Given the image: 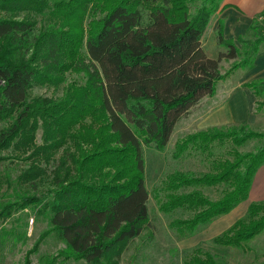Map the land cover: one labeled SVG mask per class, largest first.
Returning <instances> with one entry per match:
<instances>
[{
  "label": "trees",
  "instance_id": "1",
  "mask_svg": "<svg viewBox=\"0 0 264 264\" xmlns=\"http://www.w3.org/2000/svg\"><path fill=\"white\" fill-rule=\"evenodd\" d=\"M221 1L0 0V151L10 149L12 157L28 162L19 183L35 186L49 178L44 190L0 208V221L28 207L50 213V228L27 251L24 264L48 232L65 244L55 258L119 264L129 241L148 228L143 147L163 151L175 125L203 97L213 96L218 82L254 66L264 40L260 35L242 50L224 37L219 21L220 52L208 57L201 39ZM240 55L220 71L222 59ZM68 73L83 74L84 80L69 81L58 97L30 95L36 86L58 88ZM242 86L256 97L255 110L264 112V78ZM252 139L263 143L253 151L237 150ZM225 143L232 146L231 158L209 159L210 169L198 174L173 170L152 188L159 212L187 213L169 221L179 237L248 199L264 164V133L245 123L210 126L174 143V160L190 152L208 157L214 145ZM215 186L223 189L211 199L202 189ZM262 232L264 201H253L210 242L244 250ZM183 264L226 262L195 246Z\"/></svg>",
  "mask_w": 264,
  "mask_h": 264
},
{
  "label": "rangeland",
  "instance_id": "2",
  "mask_svg": "<svg viewBox=\"0 0 264 264\" xmlns=\"http://www.w3.org/2000/svg\"><path fill=\"white\" fill-rule=\"evenodd\" d=\"M199 5V1L191 4V12ZM255 26L238 38V47L246 50L255 39L264 35V28L258 20ZM208 32L206 33V37ZM264 42V40H263ZM261 46H264V43ZM236 44V45H237ZM222 59L219 63L220 71L225 72L232 63L240 60ZM245 71V70H244ZM243 70L236 71L229 78L216 84V92L212 97L205 96L193 107L187 117L182 118L174 127L170 139L163 151L152 147H143L144 154V180L149 191L147 207L149 212V224L140 236L132 239L127 244L120 256L119 264H183V260L195 246H201L204 250L211 252L226 264H258L264 260V232L248 243L246 249L222 248L212 245L211 238L227 227L236 219L243 216L247 206L252 201H264V164L258 169L249 197L246 201L236 206L230 213L214 219L210 224L200 228L189 237H179L171 229L169 221L176 216H186L187 213L176 212L164 215L157 210V205L152 197V188L162 178L173 170H184L196 174L210 169L209 159L231 158L229 150L230 143L224 145L216 144L211 156L190 152L180 160H174L171 153L177 139L187 133L204 129L209 126H230L231 124H248L252 129L264 133V112H257L254 108V100L246 88L241 87L240 78ZM84 80L83 74L68 73L66 81L58 88L51 86H36L31 89L30 95L41 98L58 97L62 94L63 86L69 81ZM5 122H0V128ZM41 130L37 131V142L40 143ZM260 139H252L244 145L237 147L240 152L253 151L262 145ZM60 151L56 153L58 157ZM9 150L0 151V208L7 202L13 201L23 194H31L44 190L48 186L49 178L37 181L35 186L21 184L17 176L27 168L28 162L16 159L10 155ZM50 169L53 168L51 165ZM223 186L203 188V192L211 199H216ZM49 211L37 212L36 209L28 207L24 210L14 212L11 218L0 221V264H24L27 251L33 248L38 237L50 228ZM152 232V238L148 240L147 234ZM64 242L57 239L54 232L46 234L37 250L29 255L30 264H87L85 260H64L62 257L55 258L59 249L64 247ZM55 258V259H54Z\"/></svg>",
  "mask_w": 264,
  "mask_h": 264
},
{
  "label": "crops",
  "instance_id": "3",
  "mask_svg": "<svg viewBox=\"0 0 264 264\" xmlns=\"http://www.w3.org/2000/svg\"><path fill=\"white\" fill-rule=\"evenodd\" d=\"M263 12L264 0H222L218 11L211 16L201 39V45L206 55L210 58H217L220 52L215 33L219 21L223 22L224 37L232 39L237 44L238 38L248 31L253 20ZM207 32L208 36L206 37ZM262 78H264V46L260 47L255 57L254 66L245 70L239 81L241 87H243L242 84L245 82ZM246 89L249 90L248 88ZM249 92L252 98L256 100L253 93L250 90Z\"/></svg>",
  "mask_w": 264,
  "mask_h": 264
},
{
  "label": "built area",
  "instance_id": "4",
  "mask_svg": "<svg viewBox=\"0 0 264 264\" xmlns=\"http://www.w3.org/2000/svg\"><path fill=\"white\" fill-rule=\"evenodd\" d=\"M258 20L261 23L262 27L264 28V13L259 15Z\"/></svg>",
  "mask_w": 264,
  "mask_h": 264
}]
</instances>
